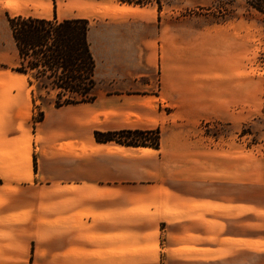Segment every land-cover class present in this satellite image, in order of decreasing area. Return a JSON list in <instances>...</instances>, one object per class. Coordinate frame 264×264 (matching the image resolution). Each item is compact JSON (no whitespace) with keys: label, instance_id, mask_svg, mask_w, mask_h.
<instances>
[{"label":"crops","instance_id":"crops-1","mask_svg":"<svg viewBox=\"0 0 264 264\" xmlns=\"http://www.w3.org/2000/svg\"><path fill=\"white\" fill-rule=\"evenodd\" d=\"M50 2L46 17L8 9L5 16L59 19ZM136 12L114 6L113 16L88 30L93 102L49 111L34 133L18 121L17 132L2 134L31 139L28 172L22 176L18 168L10 176L0 170V264H264V248H250V243L264 247V234L250 236L242 199L230 206H240V213H218L212 209L216 194L189 192L187 178L184 188L163 179L154 156L159 150L94 140V131L160 128L163 106L198 104L194 87L185 84L183 57L174 61L171 52L160 53L155 93L153 42L163 34L138 39L129 33L126 28L139 20ZM69 18L83 19H62ZM142 20L153 27V19ZM129 88L134 93L126 94ZM4 168L8 163L0 165ZM28 185L30 194L24 193ZM206 202L208 210H192Z\"/></svg>","mask_w":264,"mask_h":264},{"label":"rangeland","instance_id":"rangeland-1","mask_svg":"<svg viewBox=\"0 0 264 264\" xmlns=\"http://www.w3.org/2000/svg\"><path fill=\"white\" fill-rule=\"evenodd\" d=\"M52 3L59 19L83 17L88 30L99 19L113 16L114 6L126 4L118 0ZM130 6L138 8L133 16L139 20L126 28L129 33H136L138 39L163 34L153 42L155 93L160 87V53L166 51L174 61L183 57L186 87L193 86L198 98V104L191 106H163L162 125L151 128L160 132L159 152L154 156L162 165L163 179L172 187L184 188L187 178L189 192L199 188L202 194H216L218 204L212 209L218 213H240V206H230L242 199L247 205L250 236L257 238L264 234V17L247 0H161L159 10L155 4ZM7 9L46 17L51 2L0 0V165L8 163V168L0 170L12 176L20 168L23 176L28 172L25 161L31 137L1 136L6 131L17 132L18 121L28 132H36L56 107L52 93L37 91L29 86V75L16 71L19 60L6 21ZM142 19H153V27L144 25ZM124 91L134 93L131 88ZM29 92L35 101L29 102ZM32 170L36 172L35 157ZM31 190L28 185L24 193ZM209 206L206 202L192 210H208ZM250 248L259 251L264 247L250 243Z\"/></svg>","mask_w":264,"mask_h":264},{"label":"trees","instance_id":"trees-1","mask_svg":"<svg viewBox=\"0 0 264 264\" xmlns=\"http://www.w3.org/2000/svg\"><path fill=\"white\" fill-rule=\"evenodd\" d=\"M118 1L126 3L124 6L155 4L158 10L161 6V0ZM247 4L264 17V0H247ZM6 21L19 60L16 71L30 76L29 86H35L37 91L52 93L56 108L94 101L95 62L87 39V20H59L55 15L47 19L6 14ZM32 99L35 101V98ZM37 99L42 97L38 95ZM93 136L97 143L113 142L155 150L160 146L157 128L94 131Z\"/></svg>","mask_w":264,"mask_h":264}]
</instances>
